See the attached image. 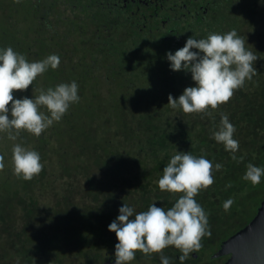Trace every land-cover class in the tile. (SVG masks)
Listing matches in <instances>:
<instances>
[{
  "label": "trees",
  "instance_id": "1",
  "mask_svg": "<svg viewBox=\"0 0 264 264\" xmlns=\"http://www.w3.org/2000/svg\"><path fill=\"white\" fill-rule=\"evenodd\" d=\"M210 2L207 15L180 26L182 37L179 33L180 38L166 41L148 29L139 31L131 21H116L97 0H0V48L12 47L29 61L60 57L57 69L49 68L27 90L14 91V99L72 81L80 96L38 138L21 131L13 142L0 133L5 158L0 264H104L113 259L118 240L108 226L123 203L137 213L152 203L168 209L182 195L158 187L176 148L223 165L213 173L214 183L195 197L208 214L211 236L202 238V248L185 264L223 260L212 256L253 220L264 200V177L256 186L242 178L247 164L264 167V4ZM233 29L258 57V75L228 102L209 108L210 115L169 107V95L178 99L195 84L191 73L170 70L166 54H174L191 36L203 39ZM221 114L236 128L241 162L211 138ZM14 143L40 154L43 170L29 181L14 174ZM229 198L234 203L225 212L222 205ZM162 254L179 264L181 253L174 247ZM131 264H160V254L146 257L137 251Z\"/></svg>",
  "mask_w": 264,
  "mask_h": 264
},
{
  "label": "clouds",
  "instance_id": "2",
  "mask_svg": "<svg viewBox=\"0 0 264 264\" xmlns=\"http://www.w3.org/2000/svg\"><path fill=\"white\" fill-rule=\"evenodd\" d=\"M261 3L264 4V0ZM245 44V39L233 29L225 34L212 33L203 39L191 36L174 54L168 52L166 59L170 70L191 73L195 86L187 87L178 99L169 95L167 105L181 109L185 114L210 115L209 108L217 109L228 102L235 90L243 88L246 81L258 75L254 67L258 57ZM59 65L60 57L56 54L43 60L29 61L12 47L0 48V133L7 134L8 140L17 141L21 131L40 137L54 122L62 120L70 105L79 102V86L75 81L60 83L54 88L38 87L32 89L38 95L14 99V91L27 90L38 76L49 68L57 69ZM235 132L229 117L221 114L218 130L212 131L211 138L223 144L232 160L241 162L243 156L236 155L239 141L234 139ZM11 151L13 171L17 177L29 181L43 170L38 151L22 143H14ZM222 167V164H213L204 156L197 157L176 148V154L163 168L158 187L161 192L182 195L168 209L152 203L147 211L137 213L133 207L123 203L119 215L108 226V231L115 233L118 240L114 264H131L137 251L146 257L160 254V264H173L162 254L170 246L181 253L179 264H185L192 253L202 248V238L211 236L208 214L195 197L214 183L213 173ZM4 168L5 158L0 155V171ZM262 177L264 167L249 163L242 178L256 186ZM233 203L231 198L224 201V211H229Z\"/></svg>",
  "mask_w": 264,
  "mask_h": 264
},
{
  "label": "flooded vegetation",
  "instance_id": "3",
  "mask_svg": "<svg viewBox=\"0 0 264 264\" xmlns=\"http://www.w3.org/2000/svg\"><path fill=\"white\" fill-rule=\"evenodd\" d=\"M211 0H97L103 11L116 20L127 24L134 23L139 31L147 32L166 41L180 38V26L183 28L195 21L200 14L207 15ZM142 26V28H140ZM111 24L105 27L110 31ZM104 29V30H105ZM178 30V32H177ZM183 31V30H182ZM180 33V35H179ZM182 37V35H181ZM17 92V91H16ZM38 92L34 91L33 95ZM197 258V256H195ZM229 257H223L219 264H226Z\"/></svg>",
  "mask_w": 264,
  "mask_h": 264
},
{
  "label": "water",
  "instance_id": "4",
  "mask_svg": "<svg viewBox=\"0 0 264 264\" xmlns=\"http://www.w3.org/2000/svg\"><path fill=\"white\" fill-rule=\"evenodd\" d=\"M223 257H229L226 264H264V200L253 220L224 241L212 256ZM104 264H114V258Z\"/></svg>",
  "mask_w": 264,
  "mask_h": 264
},
{
  "label": "rangeland",
  "instance_id": "5",
  "mask_svg": "<svg viewBox=\"0 0 264 264\" xmlns=\"http://www.w3.org/2000/svg\"><path fill=\"white\" fill-rule=\"evenodd\" d=\"M32 95H33V93H31L29 96H28V98H32ZM33 96H35V95H33ZM8 154H9V152H8ZM214 259V258H213ZM209 262H212L211 260H209ZM198 264H208V261L207 260H202V261H200Z\"/></svg>",
  "mask_w": 264,
  "mask_h": 264
}]
</instances>
